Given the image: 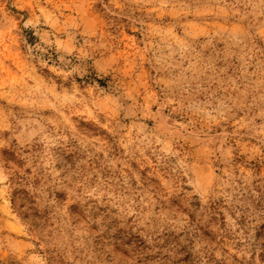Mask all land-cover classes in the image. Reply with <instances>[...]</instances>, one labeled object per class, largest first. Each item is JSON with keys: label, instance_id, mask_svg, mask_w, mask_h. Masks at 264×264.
<instances>
[{"label": "rangeland", "instance_id": "rangeland-1", "mask_svg": "<svg viewBox=\"0 0 264 264\" xmlns=\"http://www.w3.org/2000/svg\"><path fill=\"white\" fill-rule=\"evenodd\" d=\"M0 264H264V0H0Z\"/></svg>", "mask_w": 264, "mask_h": 264}]
</instances>
